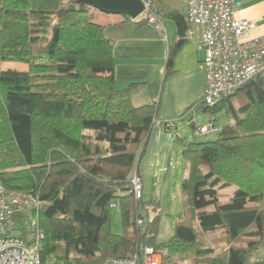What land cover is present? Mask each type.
<instances>
[{"label": "trees", "instance_id": "1", "mask_svg": "<svg viewBox=\"0 0 264 264\" xmlns=\"http://www.w3.org/2000/svg\"><path fill=\"white\" fill-rule=\"evenodd\" d=\"M93 10L79 0H0V183L42 201L41 263L104 264L153 247L162 264L178 255L191 264H264V74L198 108L225 111L229 124L214 141L186 145L185 219L158 243L159 217L144 226V197L132 193L158 104L134 106L138 84L116 89L114 41ZM170 15L181 39L169 68L190 24ZM3 63L27 68L3 70ZM232 187L230 196L221 192ZM119 206L132 236L111 233ZM28 216H13L4 230L25 234ZM219 242L226 248L211 246Z\"/></svg>", "mask_w": 264, "mask_h": 264}, {"label": "crops", "instance_id": "2", "mask_svg": "<svg viewBox=\"0 0 264 264\" xmlns=\"http://www.w3.org/2000/svg\"><path fill=\"white\" fill-rule=\"evenodd\" d=\"M239 1L241 5L235 9V17L252 22V36H263L264 0ZM161 5L165 28L166 19L169 25L165 34L147 24L137 25L97 10L92 12L93 22L104 26L106 36L114 41L116 89L138 84L131 94L133 105L158 104L155 124L138 168L144 190L146 170H158L161 174L166 169L175 144L173 125L176 121L191 115L189 122L194 126L192 121L196 114L188 111L202 102L207 87L203 67L205 53L198 50L201 37L198 27L189 24L194 38L185 37L186 43L172 56V65L168 67L171 49L181 39L170 14L177 12L187 18V0H161ZM260 258L264 260V255Z\"/></svg>", "mask_w": 264, "mask_h": 264}, {"label": "built area", "instance_id": "3", "mask_svg": "<svg viewBox=\"0 0 264 264\" xmlns=\"http://www.w3.org/2000/svg\"><path fill=\"white\" fill-rule=\"evenodd\" d=\"M144 12L131 22L144 20L145 24L161 34L166 33L161 0H141ZM239 0H187V20L201 30L198 50L205 53L203 67L207 81L202 102L188 112L197 113L201 106H213L222 99L231 98L257 75L264 74V35H251L252 22L235 17ZM188 39L194 38L188 29ZM193 124L195 122L193 119ZM216 131L214 119L196 127L197 136ZM132 193L136 199L144 197L141 177L132 179ZM42 201L38 195L8 189L0 183V264H42V243L45 234L39 222ZM112 207H115L113 205ZM28 213L24 219L26 233L7 234L4 230L13 216ZM257 256L251 262L257 261ZM104 264H162V255L153 247H145L141 254L110 258Z\"/></svg>", "mask_w": 264, "mask_h": 264}, {"label": "rangeland", "instance_id": "4", "mask_svg": "<svg viewBox=\"0 0 264 264\" xmlns=\"http://www.w3.org/2000/svg\"><path fill=\"white\" fill-rule=\"evenodd\" d=\"M123 19V16H115ZM165 22V21H164ZM169 25L166 19L167 30ZM27 66L21 63H3L2 69H15L24 71ZM190 116L181 117L173 125V133L175 135V144L172 149L170 160L167 161L166 169L163 173H158V170H146V175H144V183L146 184L144 190L143 204L140 205L138 214L142 218L144 226H148L149 221L154 217H159L158 235L157 242L164 243L172 238L175 232L176 224L185 219V205H184V194L182 191V185L184 179L188 174V163L184 157V150L186 145L190 143H202L207 141H214L219 136L222 129L229 124V118L225 111L218 113H202L197 112L194 118L195 126L199 127L207 124L212 118L214 119V126L216 131L209 133L208 135L197 136L194 132V127L189 122ZM164 169V168H163ZM162 170V168H161ZM142 178V177H141ZM143 181V180H142ZM235 188L225 189L221 192L230 196ZM119 195H123L120 192ZM110 230L114 235L122 236H132V230H126L123 224V213L121 206L113 209L111 211L110 217ZM221 231L214 235L212 240H221ZM219 244V245H217ZM243 244L245 242L243 241ZM226 244L213 243L211 246L216 247L218 250L224 247ZM222 250V249H221ZM264 255V251L260 254ZM172 261L167 264H191V262L178 255L174 257ZM165 264V263H164Z\"/></svg>", "mask_w": 264, "mask_h": 264}, {"label": "water", "instance_id": "5", "mask_svg": "<svg viewBox=\"0 0 264 264\" xmlns=\"http://www.w3.org/2000/svg\"><path fill=\"white\" fill-rule=\"evenodd\" d=\"M102 14L127 17L135 20L144 12L141 0H79Z\"/></svg>", "mask_w": 264, "mask_h": 264}]
</instances>
